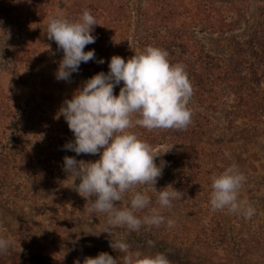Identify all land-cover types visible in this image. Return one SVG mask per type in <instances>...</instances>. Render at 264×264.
I'll use <instances>...</instances> for the list:
<instances>
[{
	"label": "trees",
	"instance_id": "trees-1",
	"mask_svg": "<svg viewBox=\"0 0 264 264\" xmlns=\"http://www.w3.org/2000/svg\"><path fill=\"white\" fill-rule=\"evenodd\" d=\"M84 9L98 23L95 43L85 50L94 49L97 60L105 62H82L69 81L57 80L63 51L46 35L48 18L62 11L76 20ZM0 25L14 38L3 36L8 59L2 69L9 78L0 74L1 188L20 176L56 188L74 181V174L63 170L64 156L98 159L63 148L74 136L64 117L56 118L59 109L81 87L80 80L108 72L112 55L127 59L148 45L166 50L171 63L183 64L192 87L186 128L149 130L133 124L129 129L151 145L158 165L164 163L157 191L171 184L180 193L175 199L191 201L196 190L212 187L214 176L236 165L246 178L242 196L253 173L264 167V0H0ZM18 86L31 88L30 95H17ZM57 122L64 129L48 140L46 131ZM33 125L46 130L36 136ZM134 187L154 191L150 184Z\"/></svg>",
	"mask_w": 264,
	"mask_h": 264
},
{
	"label": "clouds",
	"instance_id": "clouds-1",
	"mask_svg": "<svg viewBox=\"0 0 264 264\" xmlns=\"http://www.w3.org/2000/svg\"><path fill=\"white\" fill-rule=\"evenodd\" d=\"M96 24L89 9H84L76 20L67 18L62 11L49 16L46 35L63 51L55 71L57 80L69 81L82 62H105L104 58L97 60L94 49L85 50L86 45L95 43L92 31ZM108 68L107 73L99 71L87 78L59 109L56 118L62 115L74 136L63 148L77 155L99 153L98 159L87 162L66 155L63 170L74 174V181L79 178L75 188L92 201L88 211L106 213L111 226L126 225L131 230H138L142 223L158 226L165 219L158 209H151V214L143 220L134 214L150 203V197L134 186L150 184L154 187L164 163L158 165L155 162L158 154H153L151 145L129 129L133 124L149 130L186 128L191 122L188 104L192 87L184 65L171 63L166 50L152 45L135 51L127 59L112 55ZM121 81L118 95L114 94V87ZM245 179L236 165L214 176L211 207L239 211L250 218L255 209L238 198ZM129 190H132L130 207L117 208L114 201H121ZM178 195L180 193L169 184L158 191L159 204L170 207ZM167 223L172 226L174 221L169 219ZM149 244L154 242L149 241ZM9 247L10 241L0 238V252H6ZM110 247L125 253L122 264H169L165 253L145 255L137 251L129 254V245L123 240H112ZM75 264L81 262L77 260ZM82 264H121V261L101 251L96 256L85 257Z\"/></svg>",
	"mask_w": 264,
	"mask_h": 264
},
{
	"label": "rangeland",
	"instance_id": "rangeland-1",
	"mask_svg": "<svg viewBox=\"0 0 264 264\" xmlns=\"http://www.w3.org/2000/svg\"><path fill=\"white\" fill-rule=\"evenodd\" d=\"M6 32L7 38L14 39L12 31L0 25V74L9 78L2 69L8 59L3 54ZM83 82L80 80L78 84L82 86ZM14 91L28 97L31 88L18 86ZM32 127L36 136L46 130L42 125ZM63 129L61 122L48 127V140ZM253 174L242 190L244 195L238 197L255 209L250 218L228 208L214 210L210 204L211 186L196 190L197 195L191 201L173 199L170 207L159 204L158 191L153 188L147 193L150 203L134 214L143 220L156 208L164 222L158 226L142 223L138 230L126 225L111 226L106 213H90L92 201L76 191L74 181H64L56 188L41 187L20 176L8 189L0 186V238L10 241L7 251L0 252V264H75L77 260L82 264L85 257L101 251L122 264L125 253L111 248L112 240L125 241L129 254L165 253L169 264H239L237 256L245 264H264V181L256 182L257 177L264 176V167ZM131 193L126 191L121 201H114L116 207L122 208L121 202H126L127 207ZM169 219L174 221L172 226L167 223Z\"/></svg>",
	"mask_w": 264,
	"mask_h": 264
}]
</instances>
